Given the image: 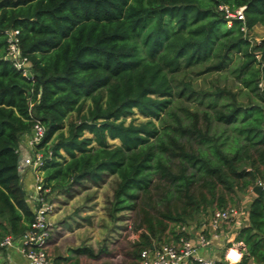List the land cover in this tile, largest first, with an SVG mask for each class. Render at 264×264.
<instances>
[{
	"label": "trees",
	"instance_id": "16d2710c",
	"mask_svg": "<svg viewBox=\"0 0 264 264\" xmlns=\"http://www.w3.org/2000/svg\"><path fill=\"white\" fill-rule=\"evenodd\" d=\"M220 5L231 13L242 6L243 18ZM257 24L264 0H0V240L34 217L18 149L34 119L44 127L35 149L50 151L41 168L50 194L117 177L111 217L130 210L139 230L130 264L264 181V37L246 35ZM8 29L32 77L4 58ZM233 54L245 102L230 88L176 78L196 66L220 71ZM190 96L205 106L175 105ZM135 112L145 119L126 122ZM235 240L243 261L264 259V190L250 199Z\"/></svg>",
	"mask_w": 264,
	"mask_h": 264
},
{
	"label": "built area",
	"instance_id": "2783aa9c",
	"mask_svg": "<svg viewBox=\"0 0 264 264\" xmlns=\"http://www.w3.org/2000/svg\"><path fill=\"white\" fill-rule=\"evenodd\" d=\"M227 17L243 18V7H238L234 13L229 12L227 6L220 5ZM6 33L5 59L23 75L32 77L29 62L21 54L18 38L14 29ZM44 134V127L38 119H34L27 143L32 152L23 158V164L34 173V186L30 191L34 217L28 229L20 235H5L0 240V247L12 250L16 248L26 264H54L49 251V243L55 227L51 220L54 203L50 201V188L44 185L41 168L45 159L50 156L36 150V143L40 142ZM254 185H260L264 190V181L257 180ZM253 185V186H254ZM253 186L251 187L253 189ZM248 223V205L245 209L236 204L216 207L209 216L192 226V230H185L186 234L177 239L143 248L139 252V264H264V259L243 261L242 243L235 240L240 227ZM206 249H218L222 257L217 258L203 253Z\"/></svg>",
	"mask_w": 264,
	"mask_h": 264
},
{
	"label": "rangeland",
	"instance_id": "374dc122",
	"mask_svg": "<svg viewBox=\"0 0 264 264\" xmlns=\"http://www.w3.org/2000/svg\"><path fill=\"white\" fill-rule=\"evenodd\" d=\"M230 24L231 21H228L227 25ZM246 35L253 41H259L264 37V25H255L251 30L247 31ZM237 58L238 55L233 54L230 63L220 71L197 72L199 66H196L181 69L176 73V78L190 81L194 88L209 87L213 89L215 86L230 88L238 93L237 97L240 101L245 102L248 100L249 94L243 93L239 89V83L232 72V67ZM174 102L178 107L187 106L190 109L197 108L200 110L205 106L204 103L195 100L193 96H190V98H179L174 100ZM179 112H181L180 108ZM70 118H75V115L72 114ZM132 118H135L136 122L145 119L142 115L135 112L133 115L126 117V122ZM156 123L159 124L158 121ZM116 182L117 177L115 175L105 174L98 182L84 180L81 184H76L69 188L68 191H63V195L59 197L56 194L50 196V201L54 203L53 212H58L61 209L58 213L61 215L59 218H51L55 228L56 225L61 226L57 230V233H54L53 230L52 241L54 240L55 242L53 244L51 241V245L54 257L61 255L65 251V254L67 253L78 258L79 264H130L133 261L131 245L139 238V230H135L133 227L134 214L130 210H122L115 213V218L111 217L110 214L112 192ZM237 195H239V199L237 198L233 204L241 206V209H245L252 195L248 192L245 194L238 193ZM61 218L64 223L58 221ZM65 223L83 227H80V230L72 234V236L66 237L62 234L64 230L62 227ZM190 223L185 225V229L189 231L192 230L195 220H193V223ZM71 242H73V245ZM66 246L67 248L63 249ZM70 246L88 247L96 256L91 257L87 254L76 255L72 251H67Z\"/></svg>",
	"mask_w": 264,
	"mask_h": 264
},
{
	"label": "crops",
	"instance_id": "0c3cea01",
	"mask_svg": "<svg viewBox=\"0 0 264 264\" xmlns=\"http://www.w3.org/2000/svg\"><path fill=\"white\" fill-rule=\"evenodd\" d=\"M28 136H29V133L24 134L21 137L20 142H19V148H18L19 149V157H20L19 158V175H20V178H21V182H22L23 188H24V190L26 192L27 204H28L29 208L31 210H33L32 201L30 199V193H31L30 191L33 190V186H34V173L31 171V169L28 166H25L23 164V158L26 157L28 154H30L32 152L31 148L29 147V145L27 143ZM248 193H250L252 195V197L257 195L253 191L252 188H250ZM56 195L58 197L63 195V191L59 192ZM59 210H61V209H59ZM59 210H58V212H53V214L51 215L52 219H57V218H59L61 216V215L58 214ZM58 221L63 222V219L61 218ZM59 224L61 225V223H59ZM60 227L61 226L56 225L54 233L55 232L57 233L58 232L57 230H59ZM80 227L82 228L83 226H72L71 223L70 224L65 223V224H63V227H62L64 229L62 234L65 235L66 237L67 236H72V234H74L75 232L80 230ZM185 230L187 231V229H185ZM72 238L74 239V237H72ZM68 239H70V238H68ZM51 241H52V238H51L50 243H49V251H50V253H52V245L51 244L52 243L54 244V242H55L53 240L52 243H51ZM74 241L76 242L75 239H74ZM76 243H78V242H76ZM71 244L73 245V242H71ZM77 247H79V246H75V247L70 246L69 250H67V251H72V253H74L76 255L86 254V252H84V251L77 252V251L73 250V248H77ZM66 248H67V246L64 247L63 249H66ZM203 253L207 254V255H210V256L217 257V258L222 257V253L218 249H206V250H203ZM53 257H54V254H53ZM55 257H58V261H60L62 264H70V263H74L75 261L77 262V264H79L78 258H75V256L69 255L67 253L65 254V251L62 252L61 255L55 256ZM59 257H63L64 259H61V258L59 259ZM0 264H26V262L21 257V255L18 253L16 248H13L12 250H7V249H4V248L0 247Z\"/></svg>",
	"mask_w": 264,
	"mask_h": 264
},
{
	"label": "water",
	"instance_id": "95a60500",
	"mask_svg": "<svg viewBox=\"0 0 264 264\" xmlns=\"http://www.w3.org/2000/svg\"><path fill=\"white\" fill-rule=\"evenodd\" d=\"M20 158V157H19ZM253 191L257 194V195H259L260 193H261V191H262V187L260 186V185H254L253 186Z\"/></svg>",
	"mask_w": 264,
	"mask_h": 264
}]
</instances>
